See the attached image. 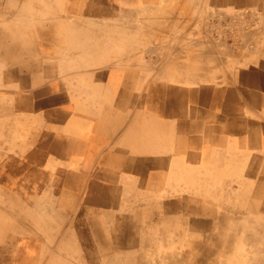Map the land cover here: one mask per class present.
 <instances>
[{
    "label": "rangeland",
    "instance_id": "obj_1",
    "mask_svg": "<svg viewBox=\"0 0 264 264\" xmlns=\"http://www.w3.org/2000/svg\"><path fill=\"white\" fill-rule=\"evenodd\" d=\"M27 1L0 0V264H264V158L255 154L256 147L264 152V99L257 98L264 91L251 82L264 50V5L227 10L206 0H111L86 10L82 22L110 23L98 12L109 11L120 16V29L132 31L97 47L100 53L95 43L56 40L51 19L69 16L78 2ZM178 33L184 46L173 39ZM192 38L199 53L188 51ZM181 53L202 60L199 79L181 84L183 102L184 89L172 82ZM62 64L65 78L82 80L81 90L70 87V102L55 90L52 109L40 107L51 97L44 87L60 80L41 70ZM100 74L109 78L110 102L90 108L110 112L93 126L116 127L111 137H76L84 121H70L67 108L62 116V106L84 117L86 77ZM179 160L192 167L186 175H178ZM182 184L208 197L184 196Z\"/></svg>",
    "mask_w": 264,
    "mask_h": 264
},
{
    "label": "bare ground",
    "instance_id": "obj_2",
    "mask_svg": "<svg viewBox=\"0 0 264 264\" xmlns=\"http://www.w3.org/2000/svg\"><path fill=\"white\" fill-rule=\"evenodd\" d=\"M27 1V0H26ZM52 1H54V0H52ZM76 2H78V5L77 6H72V7H70V14H69V16H62V17H60V18H58L57 19V17H53V19H51V24H52V26H51V28L53 29V31H54V33H57V34H59V31H60V37H57L56 38V40H58V41H61L62 40V42L63 43H65V44H67V45H71L72 43H76L78 46H80V47H82V46H85V45H87L88 46V44H94L95 43V45H93L94 46V49H98V48H100V49H103L102 47H107V46H109L110 45V42H114V39L117 37V36H122L123 34H125V33H128V31L129 30H131L130 29V27H125V28H123V29H120L119 27H121L120 26V24H119V22H118V20H117V18H120V16H117L116 15V13H113V12H109V11H98V12H101V14H102V17H104V16H107L108 18H109V20L108 21H110L111 20V18H112V21L109 23V22H100V23H97V24H90L89 23V21L90 20H88V22L87 23H83L82 21H83V19H84V17H85V14H87V13H89V12H91V11H86V10H88V9H93V8H99V7H101L100 9H104V7H106V5H110L111 4V0H75ZM149 1V0H148ZM179 1H181V2H184V0H179ZM194 1V0H193ZM198 1V0H197ZM28 2V1H27ZM138 1H136V3H137ZM173 2H174V0H173ZM186 2V1H185ZM207 2H209V5L212 7V8H220V9H230V8H232V9H235V8H237V9H239V10H254V9H256V10H259L260 9V6L261 5H264V0H206V3ZM58 3V2H57ZM57 3H56V5H57ZM60 3V2H59ZM58 3V4H59ZM121 3V2H120ZM169 3V2H168ZM178 3H180V2H178ZM198 3V2H197ZM50 4H51V2H50ZM155 4V3H154ZM157 4V3H156ZM161 4H163V3H161ZM171 4H172V2H171ZM18 5V4H17ZM30 5H32V4H30ZM60 5V4H59ZM204 5H205V3H204ZM48 6H49V4H48ZM201 6V5H200ZM114 7V6H113ZM203 7V6H202ZM206 7H208V6H206ZM49 8V7H48ZM115 8H116V6H115ZM160 8V7H159ZM50 9V8H49ZM174 9H175V7H174ZM201 9V11H202V8H200ZM13 10V9H12ZM16 10H17V8H16ZM52 10V9H51ZM163 10V9H162ZM192 10V9H191ZM198 10V9H197ZM18 11V10H17ZM225 11V10H224ZM50 12V11H49ZM109 12V13H108ZM116 12V11H115ZM144 12V14H147V15H150L152 12H155V11H143ZM169 12V11H168ZM167 12V13H168ZM6 13V12H5ZM165 13V12H164ZM171 13V15L173 14V11L172 12H170ZM177 13L179 14V15H181V13H182V10L180 11H178L177 10ZM197 13H198V11H197ZM9 14V13H8ZM14 14V13H13ZM21 14V13H20ZM24 14V13H23ZM28 14V13H27ZM63 14V13H62ZM53 15V14H52ZM146 15V16H147ZM164 15V14H163ZM183 15V14H182ZM188 15V14H187ZM11 16V15H10ZM159 16V15H158ZM162 16V15H161ZM169 16H170V14H169ZM4 17V16H3ZM6 17V16H5ZM7 17H9V16H7ZM184 17V16H183ZM69 18H74V19H71V20H68ZM107 18V19H108ZM124 18V17H123ZM156 18H159V17H156ZM179 18V17H178ZM185 18V17H184ZM183 18V19H184ZM6 19V18H5ZM159 19H161V18H159ZM159 19L157 20V21H159ZM169 19V18H168ZM103 20H106V19H103ZM139 20V19H138ZM182 20V19H181ZM193 20H195V19H193ZM144 21V23L147 21V20H143ZM156 21V20H155ZM164 21V20H163ZM113 22H115L116 23V28H114L113 27ZM131 22V21H130ZM142 22V21H141ZM92 23V22H91ZM140 23V22H139ZM146 23H148V21L146 22ZM164 23V22H163ZM155 24V23H154ZM165 24H167V23H165ZM190 24H192L193 25V22L192 23H190ZM124 25V24H123ZM191 25V26H192ZM145 26H146V24H145ZM144 26V27H145ZM148 26V25H147ZM154 26H156V25H154ZM194 26H195V28H198L199 26H197V25H195L194 24ZM38 27V26H37ZM123 27V26H122ZM193 27V26H192ZM119 28V29H118ZM43 29V28H42ZM157 29V28H156ZM246 29V28H245ZM40 30V29H39ZM134 30V29H133ZM167 30V29H166ZM132 31V30H131ZM170 31V30H169ZM13 32H14V30H13ZM160 33V32H159ZM163 33V32H162ZM175 33V32H174ZM6 34V33H5ZM129 34V33H128ZM167 34V33H166ZM53 35V34H52ZM61 35H64V37H63V39H61L62 38V36ZM127 35V34H126ZM131 35V34H130ZM156 35V34H155ZM154 35V36H155ZM128 36V35H127ZM147 36V35H146ZM169 36V35H168ZM130 37V36H129ZM160 37V36H159ZM163 37V36H162ZM53 38V37H52ZM149 38V37H148ZM153 38V37H152ZM173 38V37H172ZM45 39V38H44ZM55 39V38H54ZM137 39V38H136ZM176 42H180L181 43V46H184L183 45V42H182V37L180 36V34L178 33L176 36H174V38H173ZM193 39V38H192ZM4 40V39H3ZM160 40V39H159ZM184 40V39H183ZM194 40V42H195V44H193L192 42V44L194 45L193 47L191 46L190 48H188L189 50L188 51H190V52H193V48H195L196 49V51L199 53V48H200V45H197V43H198V38H197V41H196V39H193ZM53 41V40H52ZM163 42V41H162ZM186 42V41H185ZM41 43V42H40ZM53 43V42H52ZM142 43V42H141ZM160 43V42H159ZM146 44V43H145ZM188 44V43H187ZM8 45V44H7ZM14 45V44H13ZM48 45V44H47ZM73 45V44H72ZM115 45V44H114ZM144 45V44H143ZM185 45H186V43H185ZM43 46V45H42ZM45 46V45H44ZM140 46H142L141 44H140ZM160 46V45H159ZM14 47V46H13ZM17 47V46H16ZM67 47V46H66ZM98 47V48H97ZM160 47H162V46H160ZM187 47V46H186ZM2 48V47H1ZM38 48V47H37ZM148 48V47H147ZM113 49V48H112ZM11 50V49H10ZM12 50H13V48H12ZM38 50V49H37ZM65 50V49H64ZM84 50V49H83ZM186 50H187V48H186ZM185 50V52H187ZM77 51V50H76ZM122 51V50H121ZM135 51V50H134ZM207 51V50H206ZM210 51V50H209ZM213 51V50H212ZM2 52H3V50H2ZM10 52V51H9ZM8 52V53H9ZM18 52V54H21V53H19V51H17ZM71 52V51H70ZM98 52H100L101 53V51L98 49ZM119 52V51H118ZM124 52V51H123ZM197 52H196V57H197ZM211 52V51H210ZM232 52V51H231ZM0 53H1V50H0ZM4 53V52H3ZM12 53V52H11ZM10 53V54H11ZM55 53H56V55L58 54L56 51H54L53 52V58H55L56 56H55ZM71 54V53H70ZM109 54V53H108ZM192 54V53H191ZM22 55V54H21ZM123 55H126V54H123ZM123 55H122V57H123ZM209 55V54H208ZM211 55V54H210ZM256 55H259V56H257V58H262L261 59V61H254V73L251 75V77H252V80H251V82L253 83V85H254V88L255 89H257V90H259V91H264V50H260L259 52H257V54ZM34 56V55H33ZM65 56V55H64ZM132 56V55H131ZM134 56H135V54H134ZM4 57H6V56H4ZM26 57H28V56H26ZM40 57H42V56H40ZM118 57V56H117ZM116 57V58H117ZM128 57H130V56H128ZM3 58V57H2ZM25 58V57H24ZM48 58H50V57H48ZM133 58V57H132ZM184 59H187V61L185 60V63H184ZM196 60H192V59H189V56H183L182 55V53L180 54V56L174 61V63H173V65H172V71L173 72H175V73H177L178 75L173 79L174 81H172L173 83H175L176 85H175V87L176 88H178L179 90H181V89H184L182 86H181V84L183 85V83H185V82H193L194 80H195V78L196 79H199V69H200V64L202 63V60H197V58H195ZM1 60V59H0ZM57 60V59H56ZM68 60H70V59H68ZM114 60H116V59H114ZM117 61V60H116ZM211 61V60H210ZM1 62H3L2 60H1ZM28 62V61H27ZM112 62V61H111ZM126 62V61H125ZM102 63V61L99 63H97V64H95V66H97L98 64H101ZM132 63L133 64H135V63H137V61H136V59L134 58V59H132ZM128 64V63H127ZM107 65V64H106ZM229 65V64H228ZM38 66V68H42V66L41 65H37ZM19 67H21V66H19ZM29 67H31V68H34V67H32V66H29ZM78 67H81V64H80V62L79 61H77V63H75L74 64V68H78ZM43 68H45V69H47V70H41V71H43V74L45 75V77L46 78H49V79H54V75H53V73L55 74V72H57V73H59V76H60V80L58 81V82H56V83H54V84H52V85H50L48 88H46V90H47V92L48 91H55V90H60V91H65V92H67L69 89H70V87H72V88H74V89H76V90H81V88H82V85H81V83H82V80H80V79H78V78H74V81H73V79H69V78H65L64 77V75H63V73H64V70H63V64H62V66H51V67H48L47 65H46V67H43ZM42 68V69H43ZM96 68V67H95ZM104 68H106V67H104ZM90 69V68H89ZM101 69V68H100ZM83 70V69H82ZM97 70V69H96ZM202 70V69H201ZM22 71H23V69H22ZM128 71H129V69H128ZM124 72V75H126L127 74V71H123ZM130 72V71H129ZM168 72V71H167ZM67 73V72H66ZM80 73V72H79ZM82 73V72H81ZM95 73V72H94ZM40 74H42V73H40ZM70 74V73H69ZM73 74V73H72ZM167 74V73H166ZM5 75H6V73H5ZM82 75V74H81ZM120 75V74H119ZM41 76V75H40ZM39 76V78H41ZM168 76V75H167ZM32 77H33V75H32ZM1 78V77H0ZM35 79H36V82H38L37 81V78H36V76H35V78H34V81H35ZM210 79H212V78H210ZM2 80V79H1ZM24 80V79H23ZM21 81H22V79H21ZM40 81V80H39ZM73 81V82H72ZM2 82V81H1ZM0 82V83H1ZM22 82H25V81H22ZM100 82V81H99ZM35 83V82H34ZM41 83V82H40ZM27 84V83H26ZM103 84V83H102ZM102 84H100V83H96L95 85H94V87L93 88H95V87H97V90L99 89H102V88H104V86L102 85ZM213 84V83H212ZM178 85H180L181 86V88L178 86ZM36 85H34V87H35ZM218 86V85H217ZM11 87V86H10ZM216 87V86H215ZM89 86H84V89H82V90H89ZM9 89V88H8ZM34 89V88H33ZM54 89V90H53ZM71 90V89H70ZM12 91V90H11ZM25 91V90H24ZM27 91H29V89L27 90ZM93 92H94V90H92ZM103 91V90H102ZM102 91H100L99 92V97H98V95H97V99H95V101H90V103L92 104V105H96V104H99V106L100 105H108V102H103L101 99L102 98H105V96L104 95H102L101 94V92ZM96 92V91H95ZM105 92V91H104ZM185 92H187V89H184V90H182V91H180V95H181V97H182V102L184 101V99H183V97H185L184 96V93ZM12 93V92H11ZM103 93V92H102ZM35 94V93H34ZM36 94H37V92H36ZM35 94V95H36ZM65 94V93H64ZM92 94V93H91ZM104 94V93H103ZM66 95V94H65ZM134 95V94H133ZM178 95V94H177ZM89 96V95H88ZM94 96V95H93ZM72 98H73V96H71ZM178 97V96H177ZM77 98V97H76ZM257 98L258 99H261V100H263L264 99V94L263 95H259V96H257ZM54 99V98H53ZM140 99V98H139ZM94 100V99H93ZM82 101H85V100H82ZM179 101V100H178ZM177 101V102H178ZM128 102V101H127ZM139 102V101H138ZM103 105V106H104ZM98 106V107H99ZM102 106V107H103ZM225 108H226V110H225V112L227 113V118L229 119H232L233 118V116H229L228 115V113L229 114H231L230 113V109L231 108H229L228 107V105H225ZM78 109V108H77ZM76 109V110H77ZM83 111V110H82ZM84 113V112H83ZM217 113V112H216ZM234 113V112H233ZM63 116V115H62ZM239 117V116H238ZM211 119H213V117L211 116ZM148 122H150V120H148ZM193 122V121H192ZM50 133H52V132H50ZM47 136V135H46ZM50 137H51V135H50ZM195 137V136H194ZM123 138V137H122ZM196 138V137H195ZM253 139H254V137H253ZM71 142V141H70ZM69 142V143H70ZM256 143H259V142H256ZM68 144V143H67ZM71 144V143H70ZM201 144V143H200ZM237 144V143H236ZM72 145V144H71ZM144 145V148H143V150H151V148H150V146H149V144L148 143H144L143 144ZM68 146H69V144H68ZM130 147V146H129ZM65 148H67V147H65ZM70 147H68L67 148V150L69 149ZM71 149V148H70ZM111 149V148H110ZM113 149V148H112ZM124 149V148H123ZM109 150V149H108ZM188 150V149H187ZM61 152V151H60ZM62 153V152H61ZM142 153V151H140L138 154H141ZM170 154V153H169ZM255 154H256V156H259V159H263L264 158V152H262V149L261 148H258V147H256V149H255ZM39 155L41 156L42 155V153H39ZM180 156H178L180 159H183V157H182V155H181V153L179 154ZM251 155H252V153H251ZM171 156V155H170ZM63 158V157H62ZM253 159V158H252ZM16 160V159H15ZM12 163H13V161H12ZM14 163H15V161H14ZM10 166V165H9ZM168 166V165H167ZM251 165L250 164H248L246 167L248 168V167H250ZM178 168V170L177 171H179V173H178V175H180V176H182V175H186L187 174V172L190 170V169H192V167L187 163V162H184V161H182V160H179V162H178V166H177ZM106 168V167H105ZM107 168H109V167H107ZM7 170V169H6ZM28 170V169H27ZM103 170V169H102ZM101 170V171H102ZM162 170V169H161ZM5 171V170H4ZM106 171V170H105ZM117 171V170H116ZM103 172V171H102ZM258 172V171H257ZM260 172V171H259ZM65 173V172H64ZM261 173V172H260ZM163 174V173H162ZM263 173H261V175H262ZM52 174H50V176H51ZM74 175V174H73ZM104 175V174H103ZM107 175V174H106ZM57 176V175H56ZM61 176V175H60ZM63 176V175H62ZM119 176V175H118ZM139 177V176H138ZM97 178V177H96ZM118 178V177H117ZM116 178V179H117ZM184 178V177H183ZM5 179V178H4ZM51 179V178H50ZM101 179V178H100ZM104 179V178H103ZM264 178H262V180H263ZM73 180H74V178H73ZM105 180V179H104ZM164 180V179H163ZM4 181H6V180H4ZM51 181V180H50ZM106 181H109V180H106ZM160 181H162V180H160ZM52 182H54V180L52 181ZM162 183V182H161ZM161 183H160V185H161ZM51 184H53V183H51ZM264 184V183H263ZM54 186V185H53ZM107 186V185H106ZM181 187L180 188H183V187H185V189H183V190H181L182 192H185L184 193V196L186 195V194H188V193H191V194H189V196H191V197H208V195H206V194H204V193H202V194H199V193H193V192H190L191 191V189H190V187H187V185L186 184H182V185H180ZM1 187V186H0ZM61 187V186H60ZM63 187V186H62ZM144 187H145V184H144ZM118 188V187H117ZM152 188V187H151ZM263 187L261 186V189H262ZM1 189V188H0ZM108 189V188H107ZM161 189V188H160ZM61 190H62V188H61ZM61 190H60V192H61ZM139 190V189H138ZM149 190V189H148ZM256 190V189H255ZM258 190V189H257ZM67 191H68V189H67ZM119 191V190H118ZM155 191V190H154ZM102 193H103V191H102ZM67 194V193H66ZM101 194V193H100ZM102 195H105L104 193L102 194ZM115 195V194H114ZM117 195V194H116ZM115 195V196H116ZM153 195V194H152ZM66 196V195H65ZM67 196H69V195H67ZM106 196V195H105ZM155 196H157V195H155ZM258 196V195H257ZM260 196L261 195H259V198H257V199H260ZM132 197V196H131ZM134 197H135V195H134ZM169 197V196H168ZM209 197H212V196H209ZM262 197V196H261ZM99 198H101L100 196H99ZM155 198V197H154ZM158 198H159V196H158ZM177 198V197H176ZM179 198V197H178ZM183 198V197H182ZM213 199L215 198V199H217V196L214 194L213 195V197H212ZM256 198V197H255ZM263 198V197H262ZM68 199V198H67ZM107 199V198H106ZM130 199V198H129ZM128 199V200H129ZM144 199H146V198H144ZM149 199V198H148ZM152 199V198H151ZM195 199V198H194ZM197 200V199H196ZM105 201V200H104ZM115 201V200H114ZM117 201V200H116ZM147 201H149V200H147ZM56 202V201H55ZM102 202H103V199H102ZM101 202V203H102ZM128 202V201H127ZM140 202V201H139ZM100 203V204H101ZM105 203V202H104ZM103 203V204H104ZM136 203V202H135ZM134 203V204H135ZM256 203V202H255ZM55 204V203H54ZM99 204V203H98ZM102 204V205H103ZM108 204V203H107ZM259 204V203H258ZM262 204V203H261ZM112 205V204H111ZM130 205V204H129ZM131 205H132V203H131ZM227 205V204H226ZM260 205V204H259ZM58 206V205H57ZM95 206V205H94ZM101 206V205H100ZM124 206H126V205H124ZM128 206V205H127ZM116 207V206H115ZM134 207V206H133ZM87 208V207H86ZM128 208H129V206H128ZM66 209V208H65ZM68 209H69V207H68ZM113 209V208H112ZM152 209V208H151ZM150 209V210H151ZM129 210V209H128ZM33 211V210H32ZM65 211H67V210H65ZM71 211V210H70ZM148 211V210H147ZM84 212V211H83ZM112 212V211H111ZM136 212V211H135ZM140 212V211H139ZM32 213V212H31ZM86 213H87V211H86ZM113 213V212H112ZM125 213V212H124ZM138 213V212H137ZM142 213V212H141ZM148 213V212H147ZM147 213H146V215H147ZM36 214V213H35ZM70 214V213H69ZM135 214V213H134ZM143 214V213H142ZM145 214V213H144ZM68 215V214H67ZM71 215V214H70ZM88 215V214H87ZM145 215V216H146ZM148 216V215H147ZM51 217V216H50ZM68 218V217H67ZM94 218H95V216H94ZM93 218V219H94ZM111 218V217H110ZM113 218V217H112ZM97 219V218H96ZM4 220V219H3ZM2 220V221H3ZM65 220H66V218H65ZM23 221V220H22ZM99 221V220H98ZM159 221V220H158ZM67 222V221H66ZM92 222V221H91ZM163 225V224H162ZM4 226H5V224H4ZM87 227V226H86ZM2 228V227H1ZM157 228V227H156ZM185 229V228H184ZM147 230V229H146ZM153 230V229H152ZM179 230V229H178ZM1 231H5V230H1ZM4 233V232H3ZM178 233V232H177ZM180 233V232H179ZM157 235V234H156ZM143 236V235H142ZM178 236V235H177ZM253 236V235H252ZM78 237V236H77ZM94 237H96V236H94ZM136 238H138V237H136ZM147 238V237H146ZM248 238H250V236H248L247 237V239ZM259 238V237H258ZM70 239H72V238H70ZM106 239V238H105ZM243 240L245 241V237L243 238ZM147 241H148V239H147ZM185 241V240H184ZM260 241V240H259ZM98 242V241H97ZM100 245V244H99ZM94 246V245H93ZM101 246V245H100ZM149 246V245H148ZM159 246V245H158ZM96 247H97V245H96ZM102 247V246H101ZM108 247V246H107ZM106 247V248H107ZM132 247V246H131ZM103 248V247H102ZM129 248V247H128ZM143 248H144V246H143ZM95 249V248H94ZM98 249V248H97ZM112 249V248H111ZM148 249V248H147ZM85 251V250H84ZM100 251V250H99ZM117 252V251H116ZM246 252V251H245ZM84 253V252H83ZM100 254V253H99ZM114 254V253H113ZM97 255V254H96ZM129 255V254H128ZM134 255V254H133ZM232 255V254H231ZM250 255V254H249ZM87 256V255H86ZM118 256V255H117ZM132 257H134V256H132ZM215 257V256H214ZM86 258V257H85ZM129 258V257H128ZM250 258H251V256H250ZM7 259V258H6ZM89 259V258H88ZM119 259V258H118ZM110 260V259H109ZM250 260V259H249ZM115 261H117V260H115ZM87 263V262H86ZM114 263V262H113ZM120 263V262H119ZM249 263H250V261H249ZM245 264H247V262L245 263Z\"/></svg>",
    "mask_w": 264,
    "mask_h": 264
},
{
    "label": "crops",
    "instance_id": "obj_3",
    "mask_svg": "<svg viewBox=\"0 0 264 264\" xmlns=\"http://www.w3.org/2000/svg\"><path fill=\"white\" fill-rule=\"evenodd\" d=\"M107 78L108 77L102 76L101 74L100 75L93 76V77H91V76L86 77V79L88 81L86 83V87L89 86L90 88H89V90H86L87 91V95H89V96H88V100H87V104L88 105L85 106V107H87L86 108L87 114H85L84 117H78V116H76L73 113L74 109H72V106L70 104L68 106L67 105L62 106L63 110H61L62 111L61 112V115H63V114L65 115L66 108H67L68 114L70 112L69 116H71L70 121H73V122L78 121V118H79V120L84 121V125L81 124V125H79L80 127H78V126L76 127L77 129L80 128V129H78V132L77 131L74 132V134L76 135V137H79L78 134H77V133H79V131H80V134H82V136H84V135L89 136V135H92L93 134V135H96L98 137H103V136H110L111 137V135L113 133L112 128L116 127V124H117L116 122L114 123V125L112 123H110V126L109 127L111 128V130H108V129L101 130L102 128H99V125H97V124H96V128H95V126H93V124L96 121L101 120V118L108 119V117H106L104 115L107 114L108 112H110V109H107L106 110V113L103 114V116H104L103 117L102 115L96 114V113H100V111H98L96 108H90V107L94 106V105H92L90 103V101L91 100L92 101H95V99L98 98V97H94V96L90 97V94L93 92L92 90H94V93H95V91L100 92V91L103 90L102 92L105 94V98H107V100L109 99V101H107V102L108 103L110 102L109 93L106 94V89H109L107 87V85H106L107 82H105V80H108L109 79V78L108 79ZM96 83H100V84L103 83L102 85L104 86V88H102L100 90L99 89L97 90V87L93 88ZM48 87L49 86H45L43 90H45L44 92H46V94L48 93V96H51V97L49 99H47V102L45 104H41L40 107H46V108L52 109L51 102L54 101V99H52V97L54 96L55 93H54V91H48L47 92L46 88H48ZM70 89L67 92L64 91V93L66 94V96L67 95L69 96V102H70V98H71L70 97L71 91L73 90V89H71V90ZM80 108L82 109V107H80ZM62 128H63V130L66 129V127H64V126ZM68 128H70L69 125H68ZM103 128H105V127H103ZM67 134L71 135V132H69ZM47 136H49V135H47Z\"/></svg>",
    "mask_w": 264,
    "mask_h": 264
}]
</instances>
